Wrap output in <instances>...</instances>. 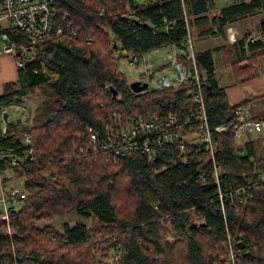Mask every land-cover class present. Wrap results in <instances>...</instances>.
<instances>
[{
	"label": "trees",
	"instance_id": "obj_1",
	"mask_svg": "<svg viewBox=\"0 0 264 264\" xmlns=\"http://www.w3.org/2000/svg\"><path fill=\"white\" fill-rule=\"evenodd\" d=\"M54 4L62 32L26 47L30 59L15 56L22 61L17 80L0 94V173L21 180L24 193L8 202V227L0 218V264H228V235L236 264H264V183L258 172L264 156L256 152L258 143L241 144L230 129L210 130V147L189 136L198 131L195 95L203 100L210 129L244 106L229 105L215 70L251 73L264 56V19L256 37L195 53L199 91H191L188 79L134 93L119 70L121 58L174 45L190 76L187 35L193 42L223 37L227 25L264 12V0L220 7L214 0ZM8 35L24 40L20 32ZM169 66L151 68L150 78ZM35 91L39 102L26 123L8 116L3 121L9 106H24ZM168 113L181 123L171 140L164 141L160 129L148 141L143 130L129 143L116 136L135 120L161 122ZM254 118L264 121V115ZM102 143L113 147H98ZM144 144L149 151H140ZM69 214L91 223L54 225Z\"/></svg>",
	"mask_w": 264,
	"mask_h": 264
},
{
	"label": "built area",
	"instance_id": "obj_2",
	"mask_svg": "<svg viewBox=\"0 0 264 264\" xmlns=\"http://www.w3.org/2000/svg\"><path fill=\"white\" fill-rule=\"evenodd\" d=\"M56 14L57 8L55 7L54 0H0V55L9 54L16 56V51H20V55H23V60L30 59L26 47L62 32L63 27L56 25ZM8 31L20 32L24 35V40L19 41L18 39H10ZM87 42H89V40ZM184 44L188 48V58L191 60L193 65L192 74L190 76L188 75L182 63L176 60V54L174 52H171L170 54L168 53L167 59L169 64L174 69V72L171 76L172 79L166 75H161L156 82L157 88L177 86L184 84L188 79H191L192 83L194 84L191 91H199L200 78L194 65L195 53L193 52L192 39L189 35H187ZM128 62L132 66H138L143 63L144 73H142V75H144L146 78H150L146 53L132 55L128 57ZM21 65L22 61L16 59V66L19 67ZM106 87H108V85H106ZM194 100L198 101L200 104V109L197 111L198 124L196 127L198 131H193L195 135L198 136L197 138L206 144V147H210L211 144L210 130L220 133L230 129L233 132L234 138L237 140H239L243 135H247L252 132L264 131V121L254 118L251 111L243 105L236 106L234 108L233 117L227 123L212 127V129H210L206 122L203 100L201 96L199 94L195 95ZM19 110V120L22 123H26L29 117L27 109L20 105ZM179 126H181V123H179L178 117L174 113H168L167 116L161 120V122L153 119L135 120V123L128 131L120 130L116 136L121 135V137L129 143L134 137H136L140 130H143L145 131L143 133V140L148 141L151 139L150 134L155 133L158 129H160L161 138L164 141H167L173 138L175 135L174 130ZM2 130H4V128ZM90 139L91 142H96L94 135H91ZM22 140L26 145L30 143V137L28 135H25ZM99 146H101L102 149L113 147L112 144L108 143L98 144V147ZM142 150L149 151V146L147 147L144 144L140 151ZM182 150V145H180V151ZM31 151L32 149L30 148L28 152L31 153ZM152 154L153 153L149 152V156ZM2 158L3 157L0 156V159ZM4 178L10 179V182L14 178L10 171L0 173V204L2 206L0 218L7 222L6 225L8 227V213L10 209L8 202L10 200L12 204H15V196L19 195L22 197L24 193L17 186H6L3 181ZM262 182L264 183V177L262 178ZM225 246L229 255L228 264H236L237 254L235 252V245L233 239L229 235L226 237Z\"/></svg>",
	"mask_w": 264,
	"mask_h": 264
},
{
	"label": "crops",
	"instance_id": "obj_3",
	"mask_svg": "<svg viewBox=\"0 0 264 264\" xmlns=\"http://www.w3.org/2000/svg\"><path fill=\"white\" fill-rule=\"evenodd\" d=\"M261 19H264V12H260L251 18H244L227 25L225 27V35L223 37H209L194 42L192 41L193 52L199 53L212 50L217 47L233 43L246 35L250 38L256 37L259 33L256 29L258 28V23ZM157 50H161L162 53L164 52L162 56L158 55V57H162L165 61L168 60L167 53L170 54L171 52H174L176 54L178 51L174 45L163 46L161 48H156L153 51L157 52ZM147 53L149 71L155 65L150 62L149 52ZM225 69L227 68L216 69L215 78L218 85L225 90L229 105L243 103L244 106L251 111L253 116L256 117L264 115V56L257 59L251 73L247 75H241L238 77L230 69V73H226V71H224ZM16 80L17 66L15 56L9 54L0 55V94L3 92V86L6 83L14 82ZM7 116L9 120L8 113ZM252 133L256 134L253 135ZM252 133L245 135L246 139L243 140V143L250 140H256V143H258L256 152L258 155L264 156V140L261 139L264 137V131ZM258 172H260L264 177V166H259Z\"/></svg>",
	"mask_w": 264,
	"mask_h": 264
},
{
	"label": "rangeland",
	"instance_id": "obj_4",
	"mask_svg": "<svg viewBox=\"0 0 264 264\" xmlns=\"http://www.w3.org/2000/svg\"><path fill=\"white\" fill-rule=\"evenodd\" d=\"M215 4L220 7V6H223L226 2H231V0H214ZM164 53V52H163ZM161 52V50H157V52L151 50V52L149 51V60L150 62H152L155 66L154 67H157V66H160L164 63H169V61H165L162 59V57H158L159 56H162L163 54ZM147 54L146 53V60L148 59L147 58ZM168 54V53H167ZM143 63L138 65V66H132L129 64L128 62V58H121L120 59V62H119V70L124 73L127 81H135V80H142V81H146L148 83V86L146 89H151V88H154V87H157L156 86V82L158 80V78L161 76V75H166L168 76L170 79H171V76H172V73L174 72V69L172 66H169L168 69L162 71V72H156L154 73V75L151 77V78H140L141 77V74L144 73L143 72ZM230 68H227L225 69L224 71H226V73H230L229 70ZM238 82V81H237ZM225 84V83H223ZM39 102V98L36 94V91L35 93H32L30 94L29 96H27L26 100L24 101V107H26L29 115L31 114V111H33L35 105ZM20 105H11L8 107L7 109V113L9 114V120L10 121H16L19 119L20 117V110H19V107ZM256 107V106H255ZM251 134V133H250ZM253 135L256 134V133H252ZM195 134H191L189 135L190 137L194 136ZM246 137L245 135H243L239 140L238 142H243V140H245ZM261 139L264 140V137H262ZM263 144H264V141H263ZM6 186H17V187H21L22 183H21V180H17V179H13L12 182H6L5 183ZM0 209H2L1 207V204H0ZM68 222L70 225H73L76 221H82L84 222L85 224H90L91 223V220L90 219H87V218H83L81 216H77L75 214H69L67 216H63V217H58L55 219V222H54V225L57 227L59 226L60 223L62 222Z\"/></svg>",
	"mask_w": 264,
	"mask_h": 264
},
{
	"label": "water",
	"instance_id": "obj_5",
	"mask_svg": "<svg viewBox=\"0 0 264 264\" xmlns=\"http://www.w3.org/2000/svg\"><path fill=\"white\" fill-rule=\"evenodd\" d=\"M15 55L19 56L20 55V51H16ZM128 85H129V88L131 89V91H133L134 93H140V92H143V91L146 90V88L148 86V83L146 81H142V80H135V81H130L128 83ZM112 92H113L114 95L116 94V91H114L113 89H112ZM6 120H7V113L4 112L3 113V121L5 122ZM236 246H237V248H239L241 250L244 249V246L240 242L236 243ZM244 255L245 256H249L250 252L249 251H245Z\"/></svg>",
	"mask_w": 264,
	"mask_h": 264
}]
</instances>
